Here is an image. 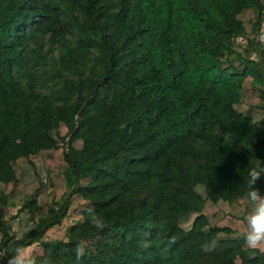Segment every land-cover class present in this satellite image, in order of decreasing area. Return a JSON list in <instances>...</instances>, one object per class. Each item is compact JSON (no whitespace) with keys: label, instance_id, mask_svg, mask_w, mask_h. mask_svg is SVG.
Here are the masks:
<instances>
[{"label":"trees","instance_id":"obj_1","mask_svg":"<svg viewBox=\"0 0 264 264\" xmlns=\"http://www.w3.org/2000/svg\"><path fill=\"white\" fill-rule=\"evenodd\" d=\"M263 25L264 0H0V250L264 264Z\"/></svg>","mask_w":264,"mask_h":264},{"label":"clouds","instance_id":"obj_2","mask_svg":"<svg viewBox=\"0 0 264 264\" xmlns=\"http://www.w3.org/2000/svg\"><path fill=\"white\" fill-rule=\"evenodd\" d=\"M259 161L252 164L253 160ZM246 177V191L244 198L247 202V214L245 216V227L241 233L245 247L264 254V190L258 185L264 181V160L253 156ZM92 225L97 229H103L105 223L93 208H87ZM76 259L79 261L85 255V245L81 241L75 249ZM0 264H51L48 257L38 258L28 248L16 247L14 249L0 250Z\"/></svg>","mask_w":264,"mask_h":264},{"label":"rangeland","instance_id":"obj_3","mask_svg":"<svg viewBox=\"0 0 264 264\" xmlns=\"http://www.w3.org/2000/svg\"><path fill=\"white\" fill-rule=\"evenodd\" d=\"M261 39H262V41H263V43H264V25H263V27H262V35H261ZM238 40L239 41H241V40H243L242 38H238ZM13 212V211H15V208L14 207H9L8 209H7V212Z\"/></svg>","mask_w":264,"mask_h":264}]
</instances>
